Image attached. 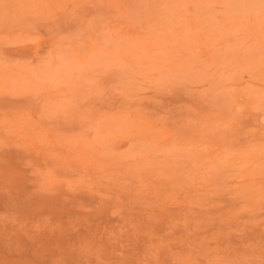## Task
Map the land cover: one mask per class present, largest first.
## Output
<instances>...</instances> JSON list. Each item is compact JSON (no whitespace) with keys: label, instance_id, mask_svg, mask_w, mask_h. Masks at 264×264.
I'll return each mask as SVG.
<instances>
[{"label":"rangeland","instance_id":"1","mask_svg":"<svg viewBox=\"0 0 264 264\" xmlns=\"http://www.w3.org/2000/svg\"><path fill=\"white\" fill-rule=\"evenodd\" d=\"M0 264H264V0H0Z\"/></svg>","mask_w":264,"mask_h":264}]
</instances>
